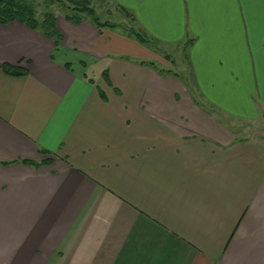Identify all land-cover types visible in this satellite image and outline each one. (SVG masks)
<instances>
[{
  "label": "crops",
  "instance_id": "0c3cea01",
  "mask_svg": "<svg viewBox=\"0 0 264 264\" xmlns=\"http://www.w3.org/2000/svg\"><path fill=\"white\" fill-rule=\"evenodd\" d=\"M111 2L135 29L112 45L0 24V264H264V141L231 123L264 114V0ZM64 49L135 59L95 82Z\"/></svg>",
  "mask_w": 264,
  "mask_h": 264
},
{
  "label": "rangeland",
  "instance_id": "374dc122",
  "mask_svg": "<svg viewBox=\"0 0 264 264\" xmlns=\"http://www.w3.org/2000/svg\"><path fill=\"white\" fill-rule=\"evenodd\" d=\"M74 1L78 2L81 0H74ZM90 1H91V9H93L95 16L99 20V22L102 24L107 23L110 25H115L116 27V28H111V27L104 28L105 32L115 34V36H112V39H110L108 45H112L114 42L119 40L117 38L118 36L121 38L131 37L129 33H132V30L135 31L133 25L131 24L132 20L127 18L124 14H118L117 11L114 10V6L111 0H90ZM27 2L34 6L35 17L37 18L39 23H42L44 18L49 14L54 17L79 15L73 11L72 5L62 2L61 0H58L57 2L54 1L50 2V0H28ZM79 16L84 21L83 26L92 23L88 15L81 14ZM119 50L123 51L121 49ZM152 50L153 51L157 50V52L160 53L158 55L159 61H162L161 58L164 59L165 55H168L169 57L167 60H169L170 58V60L174 62V64H176V65L173 64L171 65L169 63L170 61L169 60L166 66L160 67L158 62H153L156 70L158 71L162 70L161 68L171 69L179 75L182 81L190 84L187 75V68L184 64L182 65L181 59H179L178 56L170 55L169 52L170 50H166L164 48H159L154 50L151 45H147L143 47V51L152 52ZM54 57L56 60L65 61V62L68 61L69 63H71L75 73H80L83 70V73L87 74L95 82H97L101 77L103 71L102 65L107 64L108 62L112 63L115 61L133 62V60L135 59L131 55L129 56V54H125V53H122L120 56H117V58H114L113 56L110 55L106 60H98L90 57L86 58L85 56H83V67H80L79 65L80 57L78 55H74L73 53L70 54L65 49L63 51H57L54 54ZM182 59H184L183 55H182ZM181 65L184 67V70L183 68H180ZM231 123H233V128H234L233 131L238 139L264 141V114H262L259 120L253 123L238 121V120H233V121L231 120Z\"/></svg>",
  "mask_w": 264,
  "mask_h": 264
},
{
  "label": "trees",
  "instance_id": "16d2710c",
  "mask_svg": "<svg viewBox=\"0 0 264 264\" xmlns=\"http://www.w3.org/2000/svg\"><path fill=\"white\" fill-rule=\"evenodd\" d=\"M28 0H0V24L7 25L11 22H18L27 28L40 31L45 37L53 40L56 48H58L62 42L61 35L56 29L55 25V17L52 15H47L42 23H39L37 18L35 17L34 6L27 2ZM57 2L58 0H50V2ZM62 2L68 3L72 5V9L77 14H86L91 19L92 23L99 29H103L105 27L115 28V25L110 24H102L96 18L93 9H91V1L90 0H61ZM60 2V1H59ZM125 16L129 19H132V16L124 10L119 9ZM79 15L76 16H66L65 18L75 25H79L83 20ZM136 40L140 44H146L147 39L145 36L135 34ZM2 71L7 75H21L23 74L19 68L11 67V66H3ZM104 77L106 74H103Z\"/></svg>",
  "mask_w": 264,
  "mask_h": 264
}]
</instances>
